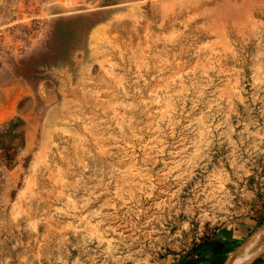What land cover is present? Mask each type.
<instances>
[{"label": "rangeland", "instance_id": "1", "mask_svg": "<svg viewBox=\"0 0 264 264\" xmlns=\"http://www.w3.org/2000/svg\"><path fill=\"white\" fill-rule=\"evenodd\" d=\"M254 253L264 0H0V264Z\"/></svg>", "mask_w": 264, "mask_h": 264}, {"label": "trees", "instance_id": "2", "mask_svg": "<svg viewBox=\"0 0 264 264\" xmlns=\"http://www.w3.org/2000/svg\"><path fill=\"white\" fill-rule=\"evenodd\" d=\"M212 244H213V250L215 253H219L223 249V244L220 242H214ZM203 262H205L204 259L198 258V259H190L189 261H187L184 264H201ZM208 264H211V263L208 262ZM253 264H264V260H263V258H259Z\"/></svg>", "mask_w": 264, "mask_h": 264}, {"label": "bare ground", "instance_id": "3", "mask_svg": "<svg viewBox=\"0 0 264 264\" xmlns=\"http://www.w3.org/2000/svg\"><path fill=\"white\" fill-rule=\"evenodd\" d=\"M255 255H256V253L248 255L243 260L238 261V262H233V263H230V264H249L254 259Z\"/></svg>", "mask_w": 264, "mask_h": 264}, {"label": "crops", "instance_id": "4", "mask_svg": "<svg viewBox=\"0 0 264 264\" xmlns=\"http://www.w3.org/2000/svg\"><path fill=\"white\" fill-rule=\"evenodd\" d=\"M252 253V252H251Z\"/></svg>", "mask_w": 264, "mask_h": 264}]
</instances>
